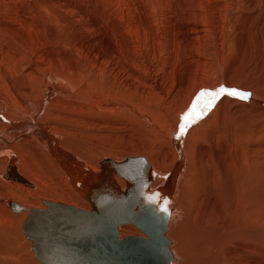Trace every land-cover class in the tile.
<instances>
[{
    "label": "bare ground",
    "instance_id": "1",
    "mask_svg": "<svg viewBox=\"0 0 264 264\" xmlns=\"http://www.w3.org/2000/svg\"><path fill=\"white\" fill-rule=\"evenodd\" d=\"M226 1L232 5L236 0ZM223 4V0H0V219H25L28 213L29 218L34 210L46 209L44 202L91 211L90 204L77 195L81 179L98 172L104 158L120 161L141 156L150 165L152 188L172 200L168 236L174 264H264V100L255 93L247 100L233 97L256 104L254 110L248 104L232 106L227 100L232 97L222 96L177 139L178 126L166 133L171 130L168 113L162 122L153 114H149L152 120L143 115L149 107L138 102L134 84L127 83L130 96L116 98L84 79L74 86L68 71L52 65L64 62L53 59L63 55L62 50L74 48L93 33L96 38L89 44L99 38L120 42L126 59L125 64L117 63L120 75L139 82L133 42L124 34L144 28L154 37L153 49L180 47L196 38L202 45L208 37L224 51ZM259 10L253 16L256 29L264 23ZM110 35L117 38L106 39ZM88 54L87 49L82 53ZM113 55L118 57L116 52ZM237 57L225 71L232 70ZM250 58L252 67L264 61L263 52L255 51ZM205 71L200 65L190 84V97L196 94L190 108L201 90L225 86L222 66L207 83L202 78ZM242 75L250 77L251 68L244 66ZM53 82L65 84L68 90L53 87ZM96 142V147L102 144L100 158L81 156V146L91 150ZM114 148L130 154L119 155ZM116 181L125 186L120 177ZM66 190L72 193L68 198ZM129 230L131 235L144 236ZM0 251L1 260L7 258L8 251Z\"/></svg>",
    "mask_w": 264,
    "mask_h": 264
},
{
    "label": "rangeland",
    "instance_id": "2",
    "mask_svg": "<svg viewBox=\"0 0 264 264\" xmlns=\"http://www.w3.org/2000/svg\"><path fill=\"white\" fill-rule=\"evenodd\" d=\"M223 1L224 4L222 9L226 10L227 20V33L225 37L226 49L224 51H219L218 48H215L214 40L208 37H204L202 45H200L199 40L196 38L193 43H191V41L181 43L180 47L177 44H172L170 47H156L153 49L151 44L154 37L151 36L147 30L140 27L139 29L131 30L128 34H124V37H130L133 42L131 44V50L135 53L138 60L137 71L140 75L139 82L128 81L131 78L127 74L120 75V69L117 63L120 62L125 64L126 59L121 53L123 49L120 42H113L111 39L117 37L112 35L106 37V39H110L111 41H102V39L99 38V41L94 44H89V41L95 39L96 35L87 33L86 36L79 40V43L74 48L65 51L62 50L61 52H63V55H56L53 58L63 60L64 62L52 65L62 66L64 70L68 71L70 75H68L67 78L74 81V86H79V83L84 79L86 83H92V85H94L93 87H100L104 91L113 92L116 98H122L125 95L130 96L131 91L128 87L134 84V87L137 88L138 102L140 100L141 106L149 107V109H144L143 115L145 117L152 120L153 118L149 114H153L159 122H162L166 117L165 113L169 114L166 120L169 122V128H171V130L168 129V132H166L167 134L173 132L172 129L174 127L176 128L181 122V115L186 112L185 110L190 108L189 105L196 95L195 94L192 98L190 97L193 91L190 84L195 79L200 65L206 69L202 76L206 83L219 73L220 67L222 66L226 79L225 87L255 93L258 98L264 100V61L262 63L256 61L255 63L257 64L261 63V65L257 67H252L250 64L252 62L250 54L253 52H263L264 55V23L261 25L263 26L261 29H256L253 20V16L258 9H261L259 11L264 13V0H236L232 5L226 0ZM221 27L222 23L218 20V28L221 29ZM4 39L6 38H2V40ZM6 43L12 45L10 42L6 41ZM82 44H84L85 47H83ZM201 48L202 50H200ZM31 49L32 48H30V58L34 55ZM85 49L88 50V55H82ZM115 52L118 57H114L113 54ZM201 53L202 57H200ZM234 56H238L236 64L232 65L231 71H225V67L230 65V61ZM30 58L27 59V62L30 61ZM244 66L251 68V75L248 78L242 75V68ZM47 77L48 76H46L45 79L48 82L49 80ZM53 79L55 80V77H53ZM56 83L53 82L55 85L53 87L60 88L59 85H61L68 90L65 84L61 82ZM139 91L141 94H139ZM170 91H172V93H170ZM123 99L126 101L129 98ZM195 100L196 99H194L193 102ZM227 100L232 106L248 104L254 110L257 108L256 104H251L246 101H244L246 103H240L239 100L233 97ZM135 104L137 105L139 103ZM96 144L97 142L91 150H88L87 147L83 148L79 143V146H81L83 150H86L88 155L82 152L81 147L78 151L81 153V156H90L96 159L98 157L100 158L99 153L102 144L99 143L97 147ZM82 145L88 146L90 144L84 143ZM93 151H96L97 154ZM127 152L130 154L129 151L124 152L123 150L120 151V149H116L114 153L125 155ZM93 154L95 155L93 156ZM74 157L80 159L82 162H86L80 156L74 155ZM145 159L147 158L145 157ZM169 165L170 161L167 160L165 166ZM158 170L161 172L163 171L162 169ZM2 180L9 183V180ZM64 194L65 196L67 195L66 197L68 198L72 193L66 190ZM77 195H79L82 200L84 199L80 194ZM84 201L87 200L84 199ZM78 203L82 204V202ZM87 203L89 202L87 201ZM26 211L29 212V210ZM28 215L29 213L26 215V218ZM11 217L12 216H8L4 219L5 221L8 219L6 222L0 219V224L1 221H4L5 224V226L0 229V239H2L0 243L8 244L0 245V248L8 251L7 258L4 257L2 260L0 258V264H40L34 257V253L31 249V242L22 234V224L26 220V218L24 219L25 216H22L23 219H14ZM127 226L139 231L134 226ZM123 228L125 229L123 230ZM126 228L125 226L121 227V238L132 236L127 233L130 231L129 229L132 230V228H127V230ZM10 239L12 242H10ZM8 258L11 259L12 262L8 260Z\"/></svg>",
    "mask_w": 264,
    "mask_h": 264
},
{
    "label": "water",
    "instance_id": "3",
    "mask_svg": "<svg viewBox=\"0 0 264 264\" xmlns=\"http://www.w3.org/2000/svg\"><path fill=\"white\" fill-rule=\"evenodd\" d=\"M144 157L104 158L78 188L92 210L44 202L23 224L40 264H174L172 200L152 188ZM116 176L125 181L121 187ZM122 225L144 236L120 238Z\"/></svg>",
    "mask_w": 264,
    "mask_h": 264
},
{
    "label": "snow or ice",
    "instance_id": "4",
    "mask_svg": "<svg viewBox=\"0 0 264 264\" xmlns=\"http://www.w3.org/2000/svg\"><path fill=\"white\" fill-rule=\"evenodd\" d=\"M225 95L240 100H247L251 94L235 88H228L223 85L214 90H201L196 97V102L193 103L191 108L181 117V122L178 124L176 131L177 139L184 136L191 124L199 120L206 113V111L210 110L214 106L215 102L220 97ZM202 101L203 107L200 106Z\"/></svg>",
    "mask_w": 264,
    "mask_h": 264
}]
</instances>
